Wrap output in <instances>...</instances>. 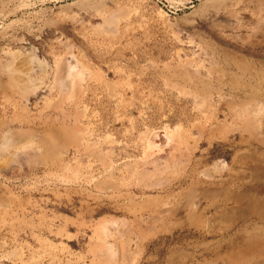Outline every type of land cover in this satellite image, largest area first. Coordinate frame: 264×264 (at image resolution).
<instances>
[{"label": "rangeland", "instance_id": "rangeland-1", "mask_svg": "<svg viewBox=\"0 0 264 264\" xmlns=\"http://www.w3.org/2000/svg\"><path fill=\"white\" fill-rule=\"evenodd\" d=\"M214 1L0 0V60L27 57L32 86L27 113L13 84L0 77V120L19 131L18 143L23 129L33 137L27 162L11 157L20 144L0 146V264H104L105 246L112 264H142L145 244L198 249L203 264H245L256 248L264 253L263 243L227 246V237H240L232 210H203L198 228L182 212H164L190 192L193 204H206L199 194L206 189H221L217 200L264 189V146L241 132L239 119L215 97L231 95L235 109L253 98L255 130L264 136V20H251L264 12L235 0L216 9ZM205 44L210 53H201ZM220 46L243 57L254 75L229 64ZM180 65L210 81L208 124L191 97L198 89L175 73ZM227 74L251 87L217 82ZM198 124L204 136L195 146ZM175 128L189 137L190 153L167 166L152 159L146 137ZM52 130L62 131L64 146L45 153L41 140ZM152 262L160 257L144 264Z\"/></svg>", "mask_w": 264, "mask_h": 264}, {"label": "bare ground", "instance_id": "bare-ground-1", "mask_svg": "<svg viewBox=\"0 0 264 264\" xmlns=\"http://www.w3.org/2000/svg\"><path fill=\"white\" fill-rule=\"evenodd\" d=\"M224 1L225 0H215L214 1V4L216 5L215 8L216 9H219L221 7V5L223 4ZM233 2H235V4L236 3L237 4L240 3L245 8L246 7L249 8L251 6L252 7L254 6V7H256V11H263L264 12V0H235ZM233 6H235V5H233ZM223 9H225V8H223ZM214 12H215V10H214ZM216 14L217 13H215V16L213 15L212 18H216L218 16V14L217 15ZM255 15H256L255 18H252V19L250 18V19L251 20H255L257 23L260 20H264V14H261V15L258 16V14L256 12ZM225 16H227V15L225 14ZM230 20H231V18H230ZM186 46H188V45H185V47ZM207 46H208V44H205V49L206 50L205 49H202V52L201 53H203V52L204 53L209 52V49L207 48ZM196 47L202 48L201 46L199 47V45H197V46L194 47L196 50H198V48H196ZM196 50H195V52H196ZM218 51L220 52L219 54L225 55V57H229V61L227 60L228 63L234 65L235 67H237V69H239V72L240 73H242V74L245 73L246 75H249V76L250 75H254V73L251 72V70L249 69L248 64H247V61L243 57H241V56H239L237 54H234L232 52H228L225 49H223L222 47ZM15 55H18V56H15ZM20 55H22V54H20ZM20 55L19 54H14V55L12 54V55H10V59L9 60L3 61V62H1V60H0V77H6L13 84V85H9V87L12 88L13 90H15L19 94V96H20V98H21V100H22V102L24 104V108L26 109V112L28 113V112H30V109H31L30 108L31 107L30 105H31V99H32V98L30 99V97H29L30 91L32 90L31 89L32 86H31V80H30V78H28V75L30 73V67H31L30 65L31 64H29V59L27 57H22V56L20 57ZM184 66L185 65H183V66L180 65V68L179 69L176 68L177 69V72H175V73H177L180 77H183L185 79H189V81H191V83H192V86H194V88L198 89V93L197 94H193L191 97L195 101V104L194 105H195V109H196L197 113H200L201 115H203L204 116L205 123L208 124L210 122V117H211L209 115H212L211 114L212 113L211 110H213V109H211L212 102L210 101L211 98L213 97V96L211 97V93H212L211 92V88L212 87L209 86V82L210 81L208 79L207 80L205 79L206 76L203 77V76H201L198 73H197L198 74L197 75L196 73L195 74H191V73L187 72L185 70L186 68L184 69ZM60 68L65 71L68 67H67L66 64L61 63ZM69 68H70V66H69ZM196 72H199V71L196 70ZM230 73H233V72L231 71ZM225 77H226L225 80L224 79H221L220 77L219 78L216 77V80H217L218 83L221 82V81H227V83L231 84V85H228V86H231L233 88H235V87L236 88H239L242 85H243V87H246V86L248 88L251 87L247 83H241V82H239L237 80L238 78L236 79L231 74H229V75L227 74V75H225ZM206 83L208 85H206ZM249 91H250V89H249ZM196 92H197V90H196ZM215 97L218 100V102H220V104H222V106H225L226 105L227 109L229 110V113L231 111L239 119V121H240V125L238 127L239 130L241 132L248 133V135L250 136V138L252 140H255L258 144L264 146V136L260 135L259 132L255 130L256 123L253 121L254 118L252 117L253 112L256 110L255 109L256 103L254 104V101L255 100H253V98H251V99H246L245 98V99H242V101L239 100V101H241V103H242L241 105L242 106L239 107V108H237V109H235V108H233L234 105H235V101H234V99H233V97L231 95L225 96L222 93H220L219 91H217ZM237 103H238V101H237ZM213 107L214 106H212V108ZM217 110H219V109H217ZM210 111H211V113H210ZM213 113H215V112H213ZM217 113L218 112H216V114L213 116L214 118L216 117V115H218ZM229 113H228V115H229ZM25 122L28 123V118L27 117L25 119ZM253 122L255 123V126H254V123ZM62 126H64V125H62ZM204 126L205 125H201V124H198L197 125L199 131L201 132V135L198 134L199 135L198 137H194V144H195V146L196 145H199L201 143V141H202V138L204 136V130H203ZM215 128H218V127H215ZM176 129H178V128L173 129L171 133L167 132L166 129L165 130H160V131H155V132H152V131H149L148 132L149 134H147L146 143H147L148 150L151 153L150 155L153 156L152 159L157 158V157L163 158V162H164L163 164H166L168 166V165H171L173 162H175V160H176L177 157L183 156L182 155L183 153H185L186 155L188 154L189 151L187 152L186 147L188 145L187 144V141H188L187 139H189V137L187 138L186 137L187 135L185 136V135L178 134V131H176ZM49 130H51V129H49ZM195 131H196V129H195ZM30 132H29V129L28 128L27 129H23V132L22 133L26 137H22L21 138V139L24 138V140L21 141V143L23 144L22 145V144H20V142L18 143L17 140H15L16 139V136H18V134H20V133H19V131L16 132L15 130L12 129L11 121H8V120H0V137L2 139L1 140L2 142H1V145L0 146H8L6 148L9 149L10 146H15L16 144L17 145L20 144L19 147H16V148L14 147L15 150L14 151L12 150L14 152V153H12V155L13 154L15 155V153H17V155H16L17 158H20L19 156H22V158H21L22 160L25 161L27 159V161H28L32 157V155H33V149H32L31 146H29L31 144L28 145V142L31 141L32 138H33V137H30L31 138V140H30V138H29V135H31V134H29ZM48 132L49 131H46V133H47L46 136H44V137L42 136L43 139L41 140L44 152L45 153L52 152V150L54 149L55 146L57 147V149H60V150L63 149V146L64 145L62 144L61 139H59L60 135L62 134V131L61 130H52L50 132V134ZM210 132H212V131H210ZM67 133H68V131H67ZM67 133L65 135H67ZM71 140H72L71 142H74L73 139H71ZM19 141H20V139H19ZM189 146H191V145H189ZM14 148H12V149H14ZM5 150H7V149H5ZM14 155L11 156V154H10V156L13 157V158L15 157ZM150 155L148 153L147 156H149V158H150ZM237 155L239 156V154H237ZM187 156H186V158H188ZM189 156H191V155H189ZM23 158H25V159H23ZM149 158H147V160ZM186 158H185V160H186ZM6 159H7L6 157L5 158H2V160H4L2 162V164H1L2 166H4V164L5 165L9 164V162L7 163ZM15 160H17V159L15 158ZM178 160H179V158L177 159V161ZM180 160H181V158H180ZM27 161H25V162H27ZM150 161H151V158H150ZM11 162H12V160H11ZM140 162H141V160H140ZM238 162H239V160H238ZM154 165H152V167H155ZM136 166H138V165H136ZM250 168H252V167H250ZM12 169H13V167H12ZM135 169H137V167ZM263 170L264 169H262L261 171H263ZM149 172H151V171H149ZM139 173L141 174L140 171H139ZM142 174H143V170H142ZM146 174H147V172H146ZM146 174L143 175V178L144 177L147 178V175ZM148 175H150V174L148 173ZM204 176H206V175H204ZM206 177H208V176H206ZM140 178H141V175H140ZM259 180H261V179H259ZM224 185H225V183H224ZM217 188L218 187L210 188V189H206V190L200 189V190H203V192H201V193L198 192V193L200 194V197H202V198H204V199L207 200L206 204L202 203L200 201V199L197 200L195 202V204H193L192 193L190 192L187 195H185V199L181 196L182 199H183V203L176 204L174 207H170V208H168L166 210L163 209V211L165 210L164 211L165 214L167 212H172V211H173L172 213L182 212L187 217L189 223L192 226H194L195 228H198V227H200L198 222L200 220L201 215L204 213L203 210H205L207 208H210L211 206H214V205H215L214 207H217L218 206L222 212L224 211V213H226V209L232 210L228 214L234 215L235 218L233 220V223L236 224V223L241 222V224L238 225L239 228L236 230L239 233V236L240 237L235 236V235H232L231 237H227L224 240V241L229 242V244L227 246L229 247L231 245V247H233V244H234L235 246L241 247V246H246V245L247 246H250V245H254V244H262L263 243L262 246L264 247V197H262V195H264V189H262L263 187L262 188H256V190H257V193L256 194L257 195L248 196L249 191H248V193H245V192H243V191H245V190H243L244 189L243 188L242 189V192H240V194H238L237 196L226 197L223 200L222 199L217 200L215 198V196L217 194H220L221 193L220 192L221 189H217ZM223 188H224V186H223ZM194 189H196V188H194ZM256 190H255V192H256ZM251 194H253V193H251ZM195 199H194V201H195ZM227 203H230L228 207L226 206ZM163 211L160 210L159 214L161 212H163ZM164 212H163V214H164ZM163 214L159 215V218H162L163 217ZM217 215H219V214H217ZM166 217H168V216L166 215ZM159 218H156V219L158 220ZM229 219L230 218H228V220ZM251 219H254L255 220L254 221V224L251 223V221H252ZM247 222L251 223V224H249L248 227L244 225V224L247 225ZM176 223L180 224L181 223V220L180 219H177ZM233 241L235 243H233ZM99 256L102 259H104V264H112L111 261H113L112 260L113 253L110 251V246H107V247L105 246V248L102 249V251L99 254ZM245 264H264V253L263 252H260L258 250V248H256V251L252 254V257Z\"/></svg>", "mask_w": 264, "mask_h": 264}, {"label": "crops", "instance_id": "crops-1", "mask_svg": "<svg viewBox=\"0 0 264 264\" xmlns=\"http://www.w3.org/2000/svg\"><path fill=\"white\" fill-rule=\"evenodd\" d=\"M139 248L142 250L141 251V258L143 261L142 264H144V261L145 262L149 260L151 261L152 258L155 257H160V262L159 263L152 262L150 264H194L196 261H199L198 262L199 264L206 263L205 261L202 260V258H200V256L194 254V252L198 251V249H194L192 247L189 248L186 247V249L184 250L183 249L176 250L170 244H166V245L164 244L161 247L157 246L149 250L146 249L147 245L145 244V246L142 245L141 247L139 246ZM182 251L189 253L184 259H181L179 258V256H177V254Z\"/></svg>", "mask_w": 264, "mask_h": 264}]
</instances>
